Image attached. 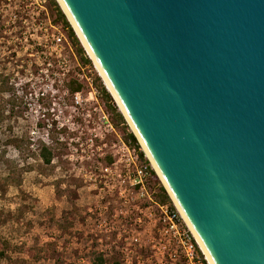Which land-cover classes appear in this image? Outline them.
Segmentation results:
<instances>
[{"label": "water", "instance_id": "1", "mask_svg": "<svg viewBox=\"0 0 264 264\" xmlns=\"http://www.w3.org/2000/svg\"><path fill=\"white\" fill-rule=\"evenodd\" d=\"M62 2L212 263L264 264V0Z\"/></svg>", "mask_w": 264, "mask_h": 264}, {"label": "rangeland", "instance_id": "2", "mask_svg": "<svg viewBox=\"0 0 264 264\" xmlns=\"http://www.w3.org/2000/svg\"><path fill=\"white\" fill-rule=\"evenodd\" d=\"M15 8L13 0H0V240L10 244L2 264H92L98 254L104 255L106 264H158V247L140 248L133 242L137 238L144 245L155 236L153 222L138 210L141 202L136 195L129 196L116 174L101 178L96 159H82L88 155L80 152L78 161H70L69 148L80 144L90 154L86 139L98 122L82 118L97 106L88 100L90 93L98 91V101L113 123L95 84L100 77L105 85L103 78L94 64L79 68L69 39L72 51H64V64L48 72L31 68L30 50L17 36L29 35L32 24L18 31L20 23L13 25ZM48 14L51 18L49 7ZM19 44L22 48H17ZM16 52L21 63H16ZM31 60L38 63L39 56ZM76 78L82 80V97L88 100L78 110L73 93L64 94L69 82H78ZM104 127L98 123L97 128ZM43 147L53 154L50 165L41 157ZM109 159L112 162L109 157L104 163L111 164Z\"/></svg>", "mask_w": 264, "mask_h": 264}, {"label": "built area", "instance_id": "3", "mask_svg": "<svg viewBox=\"0 0 264 264\" xmlns=\"http://www.w3.org/2000/svg\"><path fill=\"white\" fill-rule=\"evenodd\" d=\"M13 1L16 6L13 25L16 26L20 23L21 26L18 31H21L26 27V29H29V24H32V32L29 35L19 33L17 36L19 42L24 38L25 44L30 50L28 55L30 60L27 61L29 66L31 68L36 67L40 72H48L53 68L55 69L56 64H59V66L64 64L65 60L62 58L64 51L67 48L71 51L72 49L63 26L53 24L48 14L49 0ZM14 28L15 30L18 29L17 27ZM17 48L22 47L20 45ZM36 55L39 56L38 63L31 60ZM17 56L16 63L21 57L20 53H17ZM87 56L89 57L88 54ZM76 61L79 68L83 69L77 58ZM19 62L21 63L20 60ZM44 65L45 68L43 69ZM30 72H32V69H30ZM64 75L66 74L64 73ZM77 81L83 84L82 80L77 79ZM61 83L63 84V82ZM90 86H93L92 83H90ZM70 93L69 89L64 92L66 96H69ZM71 96L75 105L78 106L77 110L83 107L84 102L91 99L95 101L97 106L92 111L83 114L82 118L84 121L94 119L98 122H94L96 127L90 130L86 139V147L90 154L83 149L84 144H80L79 148H69L72 153L70 161H78L80 152L82 155H88L87 157L81 156L82 159L84 158L89 162L92 158L96 159L94 162L95 170L102 174L101 178L116 174L122 179V187L125 188V191L129 190V196L131 194L136 195L137 200L141 202L138 210L141 215L153 222L155 236H152V240L144 245L140 244V240L136 238L133 240L135 246L138 245L140 248L151 247V250L158 247L160 251V257L156 258L158 264H209L205 253L178 208L174 204L171 207L156 201L154 192L149 187L150 174L148 166L141 161L139 155L135 153L126 140L118 134L109 115L106 113V109L98 101V91L90 93L91 97L88 100L83 99L82 92ZM100 122L105 126L103 131L97 128ZM98 141L99 143L96 145ZM71 142L73 143V140ZM109 157L112 158V162L107 165L104 161ZM150 167L154 170L151 163ZM90 168L91 174H94L93 167ZM138 221L142 223V218ZM148 261L154 263L152 260L148 259Z\"/></svg>", "mask_w": 264, "mask_h": 264}, {"label": "trees", "instance_id": "4", "mask_svg": "<svg viewBox=\"0 0 264 264\" xmlns=\"http://www.w3.org/2000/svg\"><path fill=\"white\" fill-rule=\"evenodd\" d=\"M49 11L51 18L55 24H60L62 25L66 32L68 39L71 41L76 55L79 57V62L83 66H93L92 61L90 58L87 56L86 51L82 47L78 37L76 36L72 26L70 25L66 15L62 11L61 7L59 6L58 2L56 0H49ZM95 84L98 87L102 101L104 104L107 106V110L110 112L112 115V120L115 125V127L119 130L122 131L124 134V138L126 142L132 147V149L135 151L136 154L139 155L141 161L148 166L149 174H150V180H149V187L150 189H155L156 194H155V199L157 202H159L162 205H170L173 207V202L169 195L167 194L165 188L163 187L160 179L158 178L157 174L155 173L154 170L151 169L150 167V162L148 159L145 157V155L142 152V148L139 145L136 137L130 130L124 116L122 113L118 111V108L114 105V100L110 94V92L107 90L106 86L103 84L102 80L100 77H97L95 79ZM68 87L71 91V93L75 94L78 92H81L84 89V86L82 84H79L78 82L71 81L68 84ZM1 120V118H0ZM41 157L43 161L50 165L53 160V154L52 152L46 148L43 147L41 150ZM111 162V159H109ZM10 249V244L5 241V240H0V264H2L7 258H8V250ZM27 253L29 255H32V251L28 250ZM92 264H106V260L104 259V255L98 254L95 256ZM116 264H119L116 262Z\"/></svg>", "mask_w": 264, "mask_h": 264}, {"label": "bare ground", "instance_id": "5", "mask_svg": "<svg viewBox=\"0 0 264 264\" xmlns=\"http://www.w3.org/2000/svg\"><path fill=\"white\" fill-rule=\"evenodd\" d=\"M58 1H59V3L62 5V7H63L64 11L66 12V14L68 15L71 24H72L73 27L75 28V30H76V32H77V34H78V36H79L81 42L83 43L85 49L87 50L88 54H89L90 57L93 59L94 64H95V66H96V68H97L99 74H100L101 77L103 78V80H104V82H105V84H106V86H107V88H108V91L112 94V96H113V98L115 99V101H116V103H117L119 109H120V110L123 112V114L126 116L127 120H128L129 123L131 124V127H132L133 130L135 131L136 129H135L133 123L131 122V120H130L129 116L127 115L125 109L123 108V106H122L120 100L118 99L117 95L115 94V92H114V90H113L111 84L109 83L107 77L105 76V74H104L103 71L101 70L99 64L97 63L95 57L93 56L91 50L89 49L87 43L85 42V40H84L82 34L80 33L79 29L77 28V26H76L74 20L72 19L71 15L69 14V12H68V10H67V8L65 7L64 3L62 2V0H58ZM139 137H140V136H139ZM140 141H141L142 146H143V151L145 152L146 156H147L148 159L150 160V162H151V164H152L154 170L157 171V173H158L159 176L161 177L162 181L167 185L165 179L163 178L161 172L159 171L157 165L155 164V162H154V160L152 159L150 153L148 152V150H147L145 144L143 143L141 137H140ZM175 202H176V206H177L178 210H179L180 213L182 214V216H183V218L185 219L187 225L189 226V228H190L191 231L193 232V234H194V236L196 237L198 243L200 244V246H201L203 252L205 253L206 258H207L209 264H213L212 261H211V259H210L209 254L207 253V251H206L204 245L202 244L201 240L199 239V237L197 236V234L195 233V231H194L193 228L191 227L190 223L188 222L187 218L185 217L184 213L182 212L181 208L179 207L177 201H175Z\"/></svg>", "mask_w": 264, "mask_h": 264}]
</instances>
